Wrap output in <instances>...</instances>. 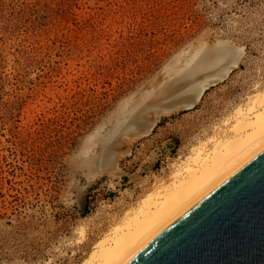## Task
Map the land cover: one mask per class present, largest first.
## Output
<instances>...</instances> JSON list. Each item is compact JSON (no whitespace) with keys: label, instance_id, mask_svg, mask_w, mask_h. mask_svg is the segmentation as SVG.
I'll list each match as a JSON object with an SVG mask.
<instances>
[{"label":"rangeland","instance_id":"rangeland-1","mask_svg":"<svg viewBox=\"0 0 264 264\" xmlns=\"http://www.w3.org/2000/svg\"><path fill=\"white\" fill-rule=\"evenodd\" d=\"M220 41L243 49L240 65L113 159L120 111ZM258 94L264 0H0V264H87Z\"/></svg>","mask_w":264,"mask_h":264},{"label":"bare ground","instance_id":"bare-ground-1","mask_svg":"<svg viewBox=\"0 0 264 264\" xmlns=\"http://www.w3.org/2000/svg\"><path fill=\"white\" fill-rule=\"evenodd\" d=\"M242 55V48L229 45L226 41L205 47L176 74L175 78L183 75L187 80L176 85L170 84V81L168 85L165 83L163 87L155 89V98L149 104L151 107L160 106L163 102L173 103L169 108L156 110L152 119L145 113L146 109H139L137 105L131 112L124 107L117 124L105 137V142L108 143L113 136L112 142L118 136H124L127 147L119 148V151L113 149L112 158L117 160L119 154H128L131 142L151 132L161 115L196 106L207 89L226 80L240 65ZM153 90L145 92L140 102L150 97ZM235 117V123L224 129L223 137L209 138L211 142L214 141L209 152L205 154L203 148L198 149L191 160L178 168L170 185L146 197L118 226L115 234L102 239L87 264H127L170 224L261 152L264 149V94L256 95L251 103L239 107ZM135 127L137 130L134 132ZM89 139L94 145L95 135ZM83 155L86 164L90 166L94 163V154L90 150ZM119 169L116 165L107 166L106 169L99 167L91 172V176L105 173L114 176L120 172Z\"/></svg>","mask_w":264,"mask_h":264},{"label":"water","instance_id":"water-1","mask_svg":"<svg viewBox=\"0 0 264 264\" xmlns=\"http://www.w3.org/2000/svg\"><path fill=\"white\" fill-rule=\"evenodd\" d=\"M184 80L186 77L180 75L170 84ZM152 99L141 108L150 119L156 110L173 103L151 107ZM123 137L118 136L113 143H120ZM127 264H264V149Z\"/></svg>","mask_w":264,"mask_h":264}]
</instances>
